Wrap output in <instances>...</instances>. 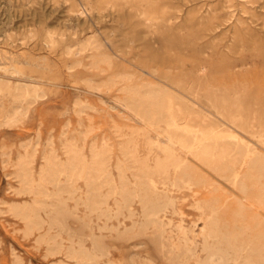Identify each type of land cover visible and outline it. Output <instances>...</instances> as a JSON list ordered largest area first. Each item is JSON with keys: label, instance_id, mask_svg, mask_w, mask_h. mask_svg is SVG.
I'll use <instances>...</instances> for the list:
<instances>
[{"label": "rangeland", "instance_id": "374dc122", "mask_svg": "<svg viewBox=\"0 0 264 264\" xmlns=\"http://www.w3.org/2000/svg\"><path fill=\"white\" fill-rule=\"evenodd\" d=\"M83 1L0 0V264H149L146 250L130 261L125 246L107 245L142 239L165 246L155 264H179L188 254L167 235L196 222L219 193L231 223L239 197L187 139L206 134L203 148L248 144L264 157V0ZM154 88L165 98L137 94ZM170 155L180 167L156 173ZM185 168L212 190L176 186ZM146 174L168 207L162 219L140 191ZM28 206L43 221L32 235L11 212ZM212 243L196 238L203 257ZM248 246L219 264L246 263Z\"/></svg>", "mask_w": 264, "mask_h": 264}, {"label": "bare ground", "instance_id": "6f19581e", "mask_svg": "<svg viewBox=\"0 0 264 264\" xmlns=\"http://www.w3.org/2000/svg\"><path fill=\"white\" fill-rule=\"evenodd\" d=\"M85 1H83V2H85ZM87 1H89V0H87ZM148 1H150V0H148ZM91 5H93V4H91ZM88 9H89V7H88ZM162 13H164V12H162ZM149 18H148V20H149ZM151 18H153V17H151ZM152 21H153V19H152ZM169 22H170V20L167 23H169ZM69 46H66V47H69ZM92 46H94V45H92ZM126 79L128 80V82L133 81L131 75L126 76ZM1 88H3V87H1ZM1 88H0V92L2 91ZM136 88H134V89H136ZM138 89H139V87H138ZM155 89L156 88L149 89V90H147V92H139L138 91L137 94L149 95V96L155 97V98L164 97V95L160 92V89H159V91L155 90ZM21 90H19V91H21ZM127 92L129 93L128 90H127ZM135 92L136 91H134V93ZM23 94H24V92H23ZM20 95L23 96L22 93ZM20 95H18V96H20ZM134 101L137 102L136 100H134ZM145 102L149 103L148 101H145ZM152 103H155V101ZM141 106H143V105H141ZM162 108H161V110H162ZM143 109H146V108H143ZM161 110H159V111H161ZM166 111H167V109H166ZM150 112L151 111H149V113ZM174 113H176V112H174ZM142 114H144V113H142ZM177 114H178V112H177ZM154 115H156V114H154ZM154 115H152V116H154ZM158 115H159V113H158ZM164 116H165V114H164ZM168 117H169V115H168ZM13 121H14V118H12V117H9L7 119V122H11V124ZM163 121H165V120H163ZM6 124H8V123H6ZM176 126H177V124H176ZM183 130H186V129H183ZM173 131H176V130H173ZM164 133H166V132H164ZM192 133L195 134V132H192ZM181 134H179V135L181 136ZM182 135H184V134H182ZM201 135H202V133H201ZM171 136L168 138H171ZM174 137H175V135H174ZM174 137H172V138H174ZM208 138H209V135L204 134L201 137L195 136L193 138L187 139L188 141H190V139H192L191 140L192 142L190 144V149L194 147V149H191L190 152L192 154L198 153L200 159H202V161L209 168H211V170L214 174L221 177L224 180V182H226V183L228 182L229 184H233L234 187H236V189L239 193V197H238L237 203L235 204V208L232 212L233 221L231 223H229V222L226 223L223 221V217H222L223 213L221 215V211L224 210V208H228V199L223 194L219 193L211 199L209 209L207 211H202L201 216L199 217V219L196 222H194L189 227H184L181 223H179L177 225L178 232L176 234L169 233L167 235V238L170 241L171 248L173 249V251L185 250V252L188 254L187 257L183 260V262H181L179 264H192V263H194V264H219V260H221L223 258L224 252H227L229 249H234L237 252H239V251L243 250L244 248H246V246L249 244L250 246H248V247H249L251 257L248 258V260L244 264H264V157H261L260 154L256 151V149H254L251 145H248V144H244V145L230 144V145H227V147H224L223 149L221 148V150H220V149H217V148L211 146V144L208 143L207 144L208 146L206 148H203L202 146L205 145V142ZM225 139H227V138H225ZM228 139L230 140V138H228ZM172 141H174V140H172ZM170 147H171V145H170ZM164 149H166V147ZM182 150H185V149L183 148ZM232 153H234V154H232ZM162 154H163V152H162ZM28 164H29V162L25 161L24 163H21V165H20L21 170H23L25 172V174H23V175H25L24 177H26V176L28 177V175H30L27 173V171H29V170L26 169ZM180 164H181V162L174 155H170L169 161L166 164L160 165L156 169V173L168 171L171 169H177L180 167ZM73 167L75 168V170H77L78 161H75ZM244 170H245V172L243 173ZM68 171H69L67 173L68 180H73V178H76L75 177L76 172L73 175V173H71L70 169ZM21 174H22V172H21ZM52 177H53L52 182L57 186L58 190L62 191L63 190V183H62V180L60 178V175H57L56 173H52ZM221 178H220V180H221ZM24 180H23V182H24ZM143 180L144 181H143V184H142L140 191L149 200H156V204L159 207H157V209L155 208V214L160 219H162L165 216L168 207H164V205L162 203H159L161 200L160 198H158V192H157V190L159 189V183L157 182L154 174H151V175L146 174V176H144ZM220 180H217V181H220ZM223 180H221V181H223ZM25 182H27V181H25ZM92 182H94V181H92ZM213 183L209 182L203 175L199 174L198 172L194 171L193 169L185 168L184 172H182L180 177L176 180L175 185L186 188V189H188V191H192L196 195H199L200 191H202V190L207 191V189H209L210 186L213 187ZM222 184H224V183H222ZM26 185H27V183H26ZM173 188H174V186H173ZM210 190H212V189H209L208 191H210ZM253 210L255 211L254 214H252ZM11 212H12L14 217H16L21 223H23L25 225L24 232L26 234L32 235V233L42 230L41 227H42L43 221H42L41 216L35 207H33V206L15 207L14 209H12ZM199 224H202V227L200 229V232L196 233V227H198ZM252 235H253V239H252L253 241H251L249 243V241H248L249 237ZM197 237H203L204 240H209V239L213 240V243L211 245H208L207 247H202L203 248L202 252H206V257H203L201 255V252H200V250L196 244V238ZM109 244H110L111 248L116 244L120 245V246H122V245L125 246L129 250V251L128 250H126V251L130 252V254H131L128 258L130 261H134V257H132V255L138 253V251L140 253L141 250H143V251L146 250L147 253L153 257V259L150 260L149 264H155V258H157L159 255H163V251L165 250L164 249L165 246L163 244H161V246L159 248L158 244L153 243L149 239L140 240L139 246H136V247L134 246V244L132 242L128 243L127 240H121L119 242H108L107 245H109ZM125 247H124V249H126ZM47 251L49 254L52 255L55 252L54 246L49 247L47 249ZM163 262L165 264H176V263L171 262V260H169L168 258H165V257L163 258Z\"/></svg>", "mask_w": 264, "mask_h": 264}]
</instances>
